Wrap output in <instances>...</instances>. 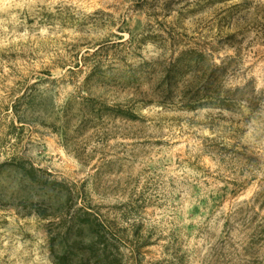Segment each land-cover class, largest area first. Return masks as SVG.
<instances>
[{
	"label": "rangeland",
	"instance_id": "374dc122",
	"mask_svg": "<svg viewBox=\"0 0 264 264\" xmlns=\"http://www.w3.org/2000/svg\"><path fill=\"white\" fill-rule=\"evenodd\" d=\"M14 158L0 264H54L53 238L98 227L112 264H264V0H0Z\"/></svg>",
	"mask_w": 264,
	"mask_h": 264
},
{
	"label": "trees",
	"instance_id": "16d2710c",
	"mask_svg": "<svg viewBox=\"0 0 264 264\" xmlns=\"http://www.w3.org/2000/svg\"><path fill=\"white\" fill-rule=\"evenodd\" d=\"M194 56V68L196 70L202 71L208 67L206 57L202 53L195 52ZM204 76H206V74ZM200 85L204 86L203 91L206 95L215 94L216 97L213 98V101L222 98L215 77L211 76L207 78L206 81L205 77L201 78ZM12 129L22 131V129H18L14 125L12 126ZM11 165L21 166V163L14 158L12 161L0 165V171ZM88 224L89 223L86 222L83 223L82 226L84 227ZM83 227L80 228L79 235L84 231ZM72 230L73 229H70L62 238L63 251L61 253H57L55 249V244L58 238L56 237L52 239L51 250L52 261L54 264H112L117 260L116 257H112L114 253L108 242L109 236L103 227L96 228V236H94V238L88 243L78 239L72 241L70 239Z\"/></svg>",
	"mask_w": 264,
	"mask_h": 264
}]
</instances>
